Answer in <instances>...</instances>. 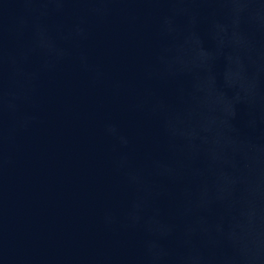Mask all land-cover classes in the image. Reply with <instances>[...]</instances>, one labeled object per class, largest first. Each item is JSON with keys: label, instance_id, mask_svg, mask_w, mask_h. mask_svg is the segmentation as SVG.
Segmentation results:
<instances>
[{"label": "water", "instance_id": "water-1", "mask_svg": "<svg viewBox=\"0 0 264 264\" xmlns=\"http://www.w3.org/2000/svg\"><path fill=\"white\" fill-rule=\"evenodd\" d=\"M0 264H264V0H0Z\"/></svg>", "mask_w": 264, "mask_h": 264}, {"label": "clouds", "instance_id": "clouds-1", "mask_svg": "<svg viewBox=\"0 0 264 264\" xmlns=\"http://www.w3.org/2000/svg\"><path fill=\"white\" fill-rule=\"evenodd\" d=\"M109 130H110V131H113L114 129H113L111 126H109ZM123 142L126 144V143H127V140L124 139Z\"/></svg>", "mask_w": 264, "mask_h": 264}]
</instances>
